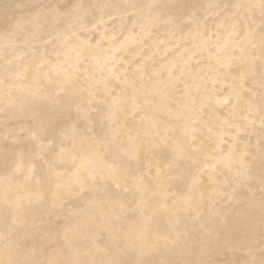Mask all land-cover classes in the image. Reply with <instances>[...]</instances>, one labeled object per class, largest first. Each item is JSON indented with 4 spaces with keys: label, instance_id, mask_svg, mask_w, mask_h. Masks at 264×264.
<instances>
[{
    "label": "rangeland",
    "instance_id": "rangeland-1",
    "mask_svg": "<svg viewBox=\"0 0 264 264\" xmlns=\"http://www.w3.org/2000/svg\"><path fill=\"white\" fill-rule=\"evenodd\" d=\"M0 264H264V0H0Z\"/></svg>",
    "mask_w": 264,
    "mask_h": 264
}]
</instances>
